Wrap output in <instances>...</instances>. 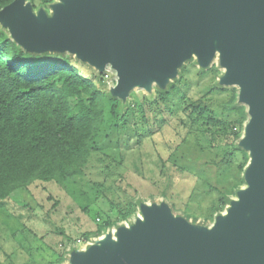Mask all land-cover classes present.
<instances>
[{"label": "water", "instance_id": "water-1", "mask_svg": "<svg viewBox=\"0 0 264 264\" xmlns=\"http://www.w3.org/2000/svg\"><path fill=\"white\" fill-rule=\"evenodd\" d=\"M36 12L26 0L0 8V22L26 50L67 51L98 69L111 64V89L164 86L184 60L201 67L219 52V82L238 85L249 115L239 145L248 151L246 187L210 228L173 216L165 205L141 208L72 254V264H264V0H58Z\"/></svg>", "mask_w": 264, "mask_h": 264}, {"label": "trees", "instance_id": "trees-1", "mask_svg": "<svg viewBox=\"0 0 264 264\" xmlns=\"http://www.w3.org/2000/svg\"><path fill=\"white\" fill-rule=\"evenodd\" d=\"M10 1L0 0V8ZM0 24L1 206L19 188L29 191L39 186L50 199L41 182L61 184L82 174L94 160L107 162L106 169L119 166L127 149L140 148L143 139L152 138L167 124L168 116L177 138L180 131L184 136L170 157L178 159H163L162 167L169 161L181 174L189 161L197 164L202 156L204 161L200 162L211 163L216 169L223 165L235 174L237 181L231 184L230 192L243 180L238 174L245 169L249 155L244 153L238 161L235 157L243 152L237 143L247 111L236 102L238 93L233 87L206 82L202 94L188 95L184 88L189 79L181 64L173 82L160 86L153 100L156 104L149 111L144 98L135 97L133 104L120 103L105 90L101 77L83 75L65 51L26 50ZM205 68L200 66L197 75H214V69ZM189 137L193 152L185 154L184 143ZM133 140L135 145L130 146ZM212 188L217 196L210 205L209 218L213 219L230 198L226 189ZM134 208L135 203H131L126 210H119L114 221L127 218ZM114 221L107 219L90 234H101Z\"/></svg>", "mask_w": 264, "mask_h": 264}, {"label": "rangeland", "instance_id": "rangeland-1", "mask_svg": "<svg viewBox=\"0 0 264 264\" xmlns=\"http://www.w3.org/2000/svg\"><path fill=\"white\" fill-rule=\"evenodd\" d=\"M26 1L32 4L35 12L43 8L48 14L51 13L50 5L58 2ZM65 55L72 56L83 75L94 74L101 77L105 90L120 103L133 104L134 98L138 97L146 100V110L151 111L150 108L155 106L153 100L161 89L158 84L153 82L148 88L133 87L126 98L120 99L111 93L117 80L116 71L111 64L100 70L87 61L78 59L73 53L65 51ZM182 64L189 79L188 86L184 88L188 95L202 94L207 86L206 82H219L224 72V67L219 63V52L214 54L205 68L214 69V75H197L200 65L194 55ZM173 79H168L164 87L173 82ZM221 85L227 89L233 87L239 92L238 85ZM236 102L245 106L247 111V105L239 101L238 94ZM169 117H166L167 124L155 132L152 138L143 139L140 148L135 146L131 150L127 149L125 159L119 166L106 169L104 165L107 162L99 163L94 160L93 166L61 184L41 182L51 194L50 199L46 198L47 192L39 186L32 187L29 191L24 188L13 191L4 205H0V264H72L74 252L88 249L106 233L115 236L119 226L132 227L138 219H142L141 208L146 205L165 204L169 208L174 205L173 209L170 208L173 216L185 218L197 227L210 228L216 217L224 215L230 206V203L225 204L219 212L213 214V219L209 218L211 201L217 197L212 187L226 189L230 201L236 199L237 191L246 187L245 169L238 174L243 180L230 192L231 184L237 181L235 174L225 170L223 165L216 169L211 163L200 162L204 161L202 156L196 160L197 164L189 161L181 174L176 172L169 161L162 167L161 160L171 159L172 153H175L174 145L184 136V131H180V138H177L178 132ZM248 117L247 113V120ZM245 123L241 137L244 135ZM156 129L157 126L153 124L152 130ZM134 143L133 140L130 146H134ZM238 143L237 146L243 152L236 154V161L244 153L248 154ZM123 145L124 143L122 147ZM193 147V140L189 137L184 143V153L193 152ZM207 157L212 158L211 155ZM177 159L172 157L171 160ZM131 203H135L132 214L115 222L119 210H126ZM107 219L115 223L107 226L99 235L90 234Z\"/></svg>", "mask_w": 264, "mask_h": 264}]
</instances>
